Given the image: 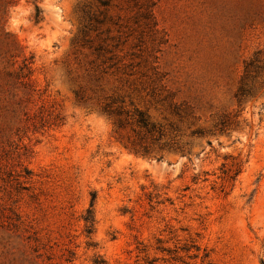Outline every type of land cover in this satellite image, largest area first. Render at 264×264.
<instances>
[{
	"label": "rangeland",
	"instance_id": "374dc122",
	"mask_svg": "<svg viewBox=\"0 0 264 264\" xmlns=\"http://www.w3.org/2000/svg\"><path fill=\"white\" fill-rule=\"evenodd\" d=\"M39 1L0 18V264H263L264 0Z\"/></svg>",
	"mask_w": 264,
	"mask_h": 264
},
{
	"label": "trees",
	"instance_id": "16d2710c",
	"mask_svg": "<svg viewBox=\"0 0 264 264\" xmlns=\"http://www.w3.org/2000/svg\"><path fill=\"white\" fill-rule=\"evenodd\" d=\"M28 1L31 2L35 7V14H34L35 22L38 23L42 21L43 10H42V7L40 6V1L39 0H28ZM16 2L17 0H0V18L1 19L4 20V18L6 17L8 13L9 8L12 5H15ZM26 67H28L27 60L24 61V66L22 67V70ZM245 72L247 76L254 73V78L258 77L264 72V49H259L254 53V57L246 63ZM19 75L24 78L23 71L19 73ZM247 92H248L247 89L241 87L239 94L245 95ZM171 106L174 108V111L176 112V114H179L181 112V107L178 104L171 103ZM104 111L107 112L109 115H114V114L121 115L122 114V111L112 109L110 104L105 105ZM133 117L137 125L141 127L143 131H145V133H157L158 134V136L155 138L156 141H159L164 136V126L152 121L150 114L146 110H143L139 107H135ZM124 123L125 122L122 119H118L117 121V124L120 127H122ZM195 134H202V131L197 130L195 131ZM159 148H160L159 150L169 149L172 151H183V148L179 146L177 142L175 141H172V142L165 141L163 143H160ZM137 151H140L144 154H149L153 152V149L149 145H145L137 149ZM86 222H87V231L91 233L93 231V226H94V214H93L92 209H89L88 211V217L86 218Z\"/></svg>",
	"mask_w": 264,
	"mask_h": 264
}]
</instances>
